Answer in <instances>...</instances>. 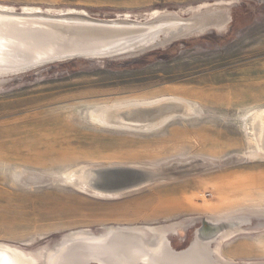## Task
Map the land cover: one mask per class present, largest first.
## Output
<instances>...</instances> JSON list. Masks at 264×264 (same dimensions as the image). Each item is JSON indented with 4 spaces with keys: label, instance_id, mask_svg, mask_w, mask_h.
Here are the masks:
<instances>
[{
    "label": "rangeland",
    "instance_id": "374dc122",
    "mask_svg": "<svg viewBox=\"0 0 264 264\" xmlns=\"http://www.w3.org/2000/svg\"><path fill=\"white\" fill-rule=\"evenodd\" d=\"M0 9L100 21L212 17L211 28L141 53L5 79L1 244L32 251L80 231L264 212V0H0ZM166 101L179 108L106 121ZM115 169L156 178L126 193L98 191L97 171ZM220 252L264 263V230L237 234Z\"/></svg>",
    "mask_w": 264,
    "mask_h": 264
},
{
    "label": "water",
    "instance_id": "95a60500",
    "mask_svg": "<svg viewBox=\"0 0 264 264\" xmlns=\"http://www.w3.org/2000/svg\"><path fill=\"white\" fill-rule=\"evenodd\" d=\"M211 22L210 14L190 19L169 14L135 22L0 11V85L6 78L70 61H109L141 53L162 41L203 32ZM97 176V190L113 194L156 178L133 169L99 170ZM260 230L264 212L193 218L162 228L108 227L54 238L32 251L0 243V264H238L222 258L221 244Z\"/></svg>",
    "mask_w": 264,
    "mask_h": 264
},
{
    "label": "bare ground",
    "instance_id": "6f19581e",
    "mask_svg": "<svg viewBox=\"0 0 264 264\" xmlns=\"http://www.w3.org/2000/svg\"><path fill=\"white\" fill-rule=\"evenodd\" d=\"M204 7V6H203ZM27 10H29V9H27ZM0 11L1 12H8V13H13V12H10V11H7V10H4V9H0ZM22 13H24V14H46V13H43V12H40V11H35V12H22ZM67 14H73V15H78V16H88L89 17V15L88 14H86L85 12H79V11H71V12H68ZM156 17L157 16H159V15H155ZM154 16V17H155ZM177 16V15H176ZM128 18V17H127ZM117 20H121V19H117ZM223 24H225V23H223ZM222 24V25H223ZM221 26V25H220ZM225 25H223V26H221V27H219L220 29H222L223 27H224ZM179 103H176V102H173V101H166V102H161V103H148V104H138V105H134V106H131V107H125V108H121L120 109V113L118 112V114L115 116V117H113L112 118V116H111V118H108V119H106V121H108V120H118L119 122H121V121H124V122H128V123H137L138 121H136V116L138 117V118H143V117H150V114H144V115H142V117H141V115L139 114V112H142V113H144V111L145 112H148V113H151V115L152 114H154L153 115V117H156L158 114H160L161 113V109L163 108V107H167V109L169 108V107H173V106H175V108H179ZM122 107H124V106H122ZM171 107V108H172ZM127 109H129L128 111H126V113L125 112H123V110H127ZM166 109V110H167ZM160 110V113H158V111ZM164 110H165V108H164ZM168 111V113H169V109L167 110ZM171 111H173V110H171ZM171 113V112H170ZM163 114V113H162ZM164 114H166V113H164ZM94 117H96V119H100V120H104L103 119V117H102V115L101 116H94ZM104 117H106V116H104ZM161 118V117H160ZM264 118V117H263ZM151 119V118H150ZM153 119V118H152ZM159 119V118H158ZM138 120V119H137ZM140 121V120H139ZM142 121H143V119H142ZM141 121V122H142ZM153 121V120H152ZM154 121H157V120H154ZM98 122V121H97ZM105 122V121H104ZM103 122V123H104ZM109 122V121H108ZM112 122V121H111ZM140 122V123H141ZM143 122H145V121H143ZM142 122V123H143ZM149 122H151V120H149L148 121V123ZM101 124H102V122H100ZM106 123V122H105ZM116 123V122H115ZM118 123V122H117ZM127 124V123H126ZM105 125H107V124H105ZM117 125V124H116ZM108 126V125H107ZM109 126H110V123H109ZM114 126V125H113ZM119 126V125H118ZM131 126V125H130ZM129 126V127H130ZM146 126V125H145ZM144 126V127H145ZM133 127V126H132ZM264 134V133H263ZM264 138V137H263ZM262 140V139H261ZM81 178V177H80ZM86 181V180H85ZM82 185H83V183H82ZM93 188H95V187H93ZM97 188V187H96Z\"/></svg>",
    "mask_w": 264,
    "mask_h": 264
}]
</instances>
